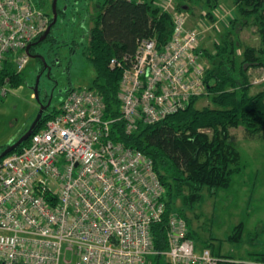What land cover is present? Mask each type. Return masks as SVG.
Returning a JSON list of instances; mask_svg holds the SVG:
<instances>
[{"label": "built area", "instance_id": "2783aa9c", "mask_svg": "<svg viewBox=\"0 0 264 264\" xmlns=\"http://www.w3.org/2000/svg\"><path fill=\"white\" fill-rule=\"evenodd\" d=\"M156 4L171 12L176 0ZM172 13L170 42L159 48L155 37L141 40L123 71L119 97L129 134L206 95L197 53L203 30L189 26L187 13ZM49 22L35 0H0V73L10 54L24 70L28 45ZM10 84L0 79V98ZM105 110L97 92L75 88L28 145L0 161V264H151L155 255L168 264L232 261L197 247L176 212L168 219V248L155 249L152 226L164 218L166 188L150 157L111 138L114 120Z\"/></svg>", "mask_w": 264, "mask_h": 264}, {"label": "trees", "instance_id": "16d2710c", "mask_svg": "<svg viewBox=\"0 0 264 264\" xmlns=\"http://www.w3.org/2000/svg\"><path fill=\"white\" fill-rule=\"evenodd\" d=\"M221 1L177 0L175 10L186 13L192 10V5H200L204 19L216 21ZM232 2L238 17L231 20L225 34L214 43V50H197L200 57L209 58L210 65L205 68L203 80L206 95L213 105L198 108L196 104L201 96H194L186 108L152 124L140 122L138 130L129 134L121 118L119 95L123 71L132 64L141 40L155 37L159 48L170 42L175 29L174 14L164 11L156 4L157 0H88L92 6L90 18L93 25L83 54L94 67L95 76L87 88L97 92L104 100V118L114 120L111 138L150 157L166 188L164 218L152 226L154 245L158 251L168 248V219L175 211L187 221L189 235L196 242L186 209L193 208L202 200L204 188L215 193L230 187L233 176L242 170L241 153L229 141L230 129L243 127L251 136L264 139V82L262 90L252 93L250 79L252 69L264 70V0ZM57 9L59 13L61 10ZM52 21L51 16L49 25ZM237 25L255 26L261 39L260 46L241 48L235 31ZM204 38L202 32L201 39ZM113 60L122 65L113 67ZM24 70H16L14 54H10L4 62L0 79L7 77L11 86L20 85L24 82ZM75 88L78 87L72 85L62 91L58 103ZM58 103L44 112L37 129L56 115ZM29 142L30 138L11 153L20 151ZM6 147L0 149V153ZM187 188L190 190L188 194L185 193ZM179 198L182 206L177 210ZM245 225V221L235 225L228 240L241 242ZM204 248L231 259L227 264H264V252L250 253V259L245 261L233 260L231 255L223 256L210 243H206ZM150 260L151 264H168L161 255L152 256Z\"/></svg>", "mask_w": 264, "mask_h": 264}, {"label": "rangeland", "instance_id": "374dc122", "mask_svg": "<svg viewBox=\"0 0 264 264\" xmlns=\"http://www.w3.org/2000/svg\"><path fill=\"white\" fill-rule=\"evenodd\" d=\"M35 1L50 18L53 17V0ZM58 7L61 11L53 30L58 42L53 47H50L51 43H46L41 50L53 69L50 76L46 74L40 77V91L43 95L45 91L53 93L54 104L58 103L61 92L67 87H89L95 76L94 67L83 54L93 25L90 18L92 6L88 0H58ZM173 11L175 9H171ZM186 13L189 26L204 32L205 38L201 39L199 50L209 51L214 50V43L225 34L231 20L238 17L232 0L220 2L216 21L204 19L200 5H192V10ZM235 31L241 48L260 46L261 39L255 26L237 25ZM208 59L201 57L205 68L210 65ZM38 77L36 62L30 58L24 70V82L17 86L10 85L8 95L0 98V149L20 138L38 114L39 102L33 95ZM250 79L253 83L252 93L262 90L264 70L252 69ZM212 105L208 95L201 96L196 104L198 108ZM229 135V141L241 153L242 170L233 176L230 187L226 189L213 193L204 188L202 200L193 208H187L186 215L195 233L197 247L203 248L210 243L223 256L231 255L233 260L241 258L248 261L250 253L264 252V139L251 136L243 127L231 128ZM189 192L187 188L185 193ZM181 206L179 198L176 209ZM241 221L246 224L243 239L233 243L228 237Z\"/></svg>", "mask_w": 264, "mask_h": 264}, {"label": "water", "instance_id": "95a60500", "mask_svg": "<svg viewBox=\"0 0 264 264\" xmlns=\"http://www.w3.org/2000/svg\"><path fill=\"white\" fill-rule=\"evenodd\" d=\"M57 7H58V0H53V21L49 25L48 29L40 36L38 42L31 43V44L28 45V47L26 49V52L29 55V57H31V58H36L37 57V55L31 54L30 48L33 45H35V44H37L39 42L44 41L47 38V36L49 35L52 27L56 25L57 20H58V14H59ZM39 80H40V76L38 77V79L36 81V84L34 86V96L36 97L37 100H40ZM50 105H51V103L49 102L47 106H41V108L38 111V114H37L36 118L32 122V124L29 127V129L17 141H15L14 143H11L10 145H8L6 147V149L3 150L0 153V158L5 157L9 153H11L15 149H17L22 143H24L25 141H27L31 137V135L37 130V128L39 126V123H40V121H41V119L43 117L44 112L47 110V108Z\"/></svg>", "mask_w": 264, "mask_h": 264}, {"label": "flooded vegetation", "instance_id": "af4514ba", "mask_svg": "<svg viewBox=\"0 0 264 264\" xmlns=\"http://www.w3.org/2000/svg\"><path fill=\"white\" fill-rule=\"evenodd\" d=\"M58 8V7H57ZM60 13V12H59ZM55 26L52 27L49 35L47 36V38L42 41V42H39L35 45H33L31 48H30V52L31 54L33 55H37L36 58H32L33 60H35L36 62V65H37V74L38 76L42 77L46 74H48L50 76V73H51V70L53 69V65L51 62L48 61L47 57L45 56V54L41 51L42 48L44 47V45L46 43H51L50 47H53L52 45L54 43H57V39H54L53 37L54 36V33H53V30H54ZM56 38V37H55ZM39 39H36L33 43L35 42H38ZM51 49V48H49ZM31 58V57H30ZM44 60H43V59ZM30 60V59H29ZM35 86V85H34ZM39 91H40V80H39ZM39 102V107L41 108V106H47L48 103L50 102L52 106L54 104V94L53 93H48L47 91L44 92V95L42 94V92L40 91V100H38ZM49 106V107H50ZM48 107V108H49ZM39 108V109H40ZM47 108V109H48ZM37 116V115H36ZM36 118V117H35ZM29 128L25 129V131L23 133H25Z\"/></svg>", "mask_w": 264, "mask_h": 264}, {"label": "crops", "instance_id": "0c3cea01", "mask_svg": "<svg viewBox=\"0 0 264 264\" xmlns=\"http://www.w3.org/2000/svg\"><path fill=\"white\" fill-rule=\"evenodd\" d=\"M239 260H245V261H247L246 259H241V258H239Z\"/></svg>", "mask_w": 264, "mask_h": 264}]
</instances>
